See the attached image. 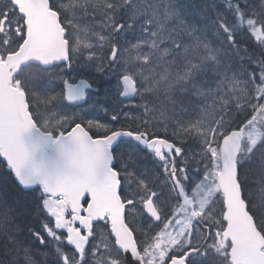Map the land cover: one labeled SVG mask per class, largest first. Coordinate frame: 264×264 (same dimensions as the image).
<instances>
[{"label": "snow or ice", "instance_id": "snow-or-ice-1", "mask_svg": "<svg viewBox=\"0 0 264 264\" xmlns=\"http://www.w3.org/2000/svg\"><path fill=\"white\" fill-rule=\"evenodd\" d=\"M0 264H264V0H0Z\"/></svg>", "mask_w": 264, "mask_h": 264}]
</instances>
